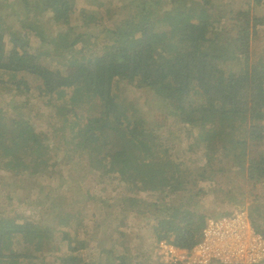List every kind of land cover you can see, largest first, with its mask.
Listing matches in <instances>:
<instances>
[{
    "label": "trees",
    "instance_id": "trees-1",
    "mask_svg": "<svg viewBox=\"0 0 264 264\" xmlns=\"http://www.w3.org/2000/svg\"><path fill=\"white\" fill-rule=\"evenodd\" d=\"M149 1L154 8L133 13L127 6L135 0H120L117 6L113 0H0V169L20 174L26 158L32 174L57 175V164L73 172L72 155L52 141L60 137L66 145L86 152L89 171L100 172L101 189L121 178L124 186L115 187L114 196L134 206L130 212L134 221L147 224L157 242L190 253L202 240L208 217L222 214L228 205L244 210L245 197L256 196L257 186L264 184V50L261 45L252 47L255 40H263L264 0H225L227 27L222 13L209 6L212 0H196L211 8L198 13L195 7L162 11L169 0L142 3ZM118 9L125 11L121 14ZM227 35L235 38V52L218 44ZM109 36L116 39L100 38ZM125 87L151 90L171 104L174 124L190 134L201 153L199 167L179 168L181 161L171 149L174 139L170 144V139L144 128L124 96ZM62 98L57 115L67 110L73 118L71 126L77 127L69 140H64L65 130L57 123L45 128L35 123L51 117L34 119L42 107ZM225 160L232 161L229 168L222 165ZM206 167L223 174L208 185L201 172ZM228 169L227 174L235 173L232 178L224 173ZM74 178L63 186L79 191L81 185ZM199 182L204 188L195 190ZM225 183L227 188L222 187ZM45 192L48 197L54 190ZM87 192L82 195L88 213L94 215L90 205L94 198ZM200 194L212 199L219 194L221 208L209 213L197 208ZM82 195L74 196L76 203ZM64 201L70 203L68 198ZM112 201L104 200L99 207L107 218L116 212ZM69 220L61 214L50 231H42L39 218L18 216L12 207L0 210V264H47L40 255L49 251L47 237L57 238L61 249H69L63 247L69 232L56 231L58 222L66 228ZM125 221L122 216L112 226L114 235L104 244L96 242L90 261L54 249L58 256L51 263L141 264L124 255L114 257L116 244L136 231H121ZM91 222L74 226L85 232L77 241L79 249H85L92 238L100 241L88 228ZM149 261L164 264L159 259Z\"/></svg>",
    "mask_w": 264,
    "mask_h": 264
},
{
    "label": "rangeland",
    "instance_id": "rangeland-1",
    "mask_svg": "<svg viewBox=\"0 0 264 264\" xmlns=\"http://www.w3.org/2000/svg\"><path fill=\"white\" fill-rule=\"evenodd\" d=\"M113 1V5L115 6L120 3V0ZM106 3L108 2L106 1ZM151 3L152 1H149L146 5L142 3V0H135L133 6L127 7H131L132 12L134 13L135 11L144 9L147 6H153ZM209 6H213L217 12L222 13V19L226 20L223 27H227V24L230 21L228 20L229 12L226 9L227 7H225V0H212ZM209 6L204 7L198 4L196 0H169L168 4L163 7L162 11L173 13L183 7H185V9L195 7V11L198 13L202 8L210 11L211 8ZM118 11L123 14L125 10L118 9ZM113 24H115V21H112V25ZM110 30H113V26H110ZM262 37L263 40H255L258 42L253 43L252 47L257 49L258 46L261 45V49L264 50V33H262ZM100 38L103 40L116 39V37L113 36ZM218 44L230 50L231 52H235L236 43L233 35L231 38L230 35L225 36V38L218 42ZM65 89L67 90V88ZM123 93L127 101L131 102L132 106L134 105L135 116L143 122L144 128H147L148 131L160 136L162 139H170V144L171 139H174L171 149H173L177 155V158L181 161L179 168H187V170H192L196 166L199 167L198 158H201V153L198 150L197 145L193 144L190 134L182 126L174 124L177 120H175L170 115V112L173 110L171 109V104L163 101V99L160 98L156 93L147 89L130 90V88L125 87ZM53 97L55 98L56 95H53ZM17 98L18 97H16V99ZM22 99H24V97L19 98V100ZM63 101V98L57 101L53 99L52 104L50 106L42 107V113H37L34 119L36 120L39 118L51 117L49 120H43V126L57 123L59 127L64 128L65 130L63 134L64 140H69L70 137H73L76 134L77 127L71 126V120H73V118L71 117V114L67 112V110H65L63 114L60 113V115H57L56 105L59 104V106H61ZM15 104V101L11 102V105ZM38 107V105L33 106L32 110L35 111L38 109ZM52 141L53 143L66 148V155L69 153L72 155V166L75 168L73 172L68 171L66 168H64L65 166L57 164V175L47 174L45 176L40 173L32 174L27 167L26 158L22 159L23 167L20 174L12 173V171H8L9 173H3L2 169H0V210L4 209L5 207H12L18 216L24 215L26 217L33 218L34 216L36 219L39 218L38 226L42 231H50L53 227L55 219L57 220L61 214H64L70 218L69 223H71L72 226L68 225L65 228V225L59 222V225H56V231L65 229L67 232H69L70 237H68L66 244L63 245L64 248L68 247L69 249L67 251L61 249L59 240L55 237L49 236L47 237L48 241L46 244L47 248H49V251H41V258H44V261H46L47 264H52L51 262H53L55 257L58 256L57 253H54L55 249L57 252L62 254H78L79 256H82L86 260L90 261L91 258H94L95 251L97 250L95 247L97 244L96 242L104 244L108 237L113 236L114 234L111 232L112 226L116 227L117 224L120 223L119 219L124 216L126 219V225L121 224L120 230L130 231L131 229H135L136 231L130 234V238L128 240L118 242L116 244V249L114 248V257L118 258L121 255H124L127 259H129L130 262H140L141 264H150L149 260L152 258L154 260L159 259L162 263L167 264V259L165 257L166 250L154 249L156 239L154 234L147 230L149 228L148 225L144 222L136 223L134 221V215L130 213L133 212L134 206L129 204L127 201L123 203L118 199V197L114 196V194L117 193V189H115V187L122 189L124 186L121 178H115L109 187L101 189V179L99 178L100 172L89 171V157L86 156V152H83V149H73L72 146L66 145L67 142H63L60 137L53 138ZM221 157L222 156H218L217 159H220ZM215 163L221 167V161L217 160ZM222 165H224L225 168H229L232 165V161L225 160L222 162ZM230 170L231 169H228L224 172L228 178H232L233 174H235H227ZM201 172L204 173L205 178H207L208 185L210 184L211 180L221 177L223 174L221 170L209 169L208 167L201 169ZM72 175H74V177L79 180L78 182L81 185L79 191L76 187V189L73 188L70 191L68 188H66V186H63L66 183L68 185L71 177L74 178ZM47 182H49L50 185H47ZM59 184H61V186ZM239 184L244 186L242 181H240ZM222 187L227 188V183L223 184ZM203 188L204 185L201 184V182L197 183L195 186V190H201ZM52 189L54 190L53 194L47 197L45 190L50 191ZM61 190H64L65 193H62ZM86 190H88L87 195L89 194V196L91 195L94 198V201L90 202V205L92 206L93 212L95 214L98 213V217L95 214L90 215L88 213L90 212L89 208L87 207L89 204L86 203L87 199L85 195H82V193H84ZM255 192L254 193L256 196L248 195L245 197L243 207L253 223L254 231L257 233L256 230H258V233L264 236V184L257 186ZM135 193H137L139 196L137 190ZM77 194L83 196L79 203L75 202L74 196ZM219 194L216 199H212L207 195L205 196L200 194L198 198L201 200V202H199V199H197L196 207L200 208L206 213H209L213 209L221 208L222 205L219 203ZM64 198H68L70 203H65ZM253 198H256L255 201H253ZM104 200H113L112 203L117 207L115 209L116 212L113 211L114 217H105L103 214L104 210L101 211V209H99L101 203H103ZM172 207H174V203L172 204ZM232 209L234 208L228 205V207L224 210ZM138 215L141 218L146 219L142 211H138ZM220 215L221 214H214L210 217H219ZM88 220L92 221L88 228L96 234L97 239L100 241H95L94 238H92L89 241V245L85 249H79L76 245L77 241L81 239L80 236L83 239L85 232L81 233L80 230L74 226L76 222L84 221L88 223ZM100 223L101 225L98 226ZM103 223L105 224L103 225ZM5 231H7L6 226L4 227V232ZM15 238L19 239L18 236ZM5 239H7V234H5L3 240ZM120 245H122L121 249H119ZM73 250L75 251L73 252ZM38 261L40 262L41 260L39 259Z\"/></svg>",
    "mask_w": 264,
    "mask_h": 264
},
{
    "label": "built area",
    "instance_id": "built-area-1",
    "mask_svg": "<svg viewBox=\"0 0 264 264\" xmlns=\"http://www.w3.org/2000/svg\"><path fill=\"white\" fill-rule=\"evenodd\" d=\"M157 242L154 249L166 250L167 264H258L264 262V236L256 233L243 210H224L208 217L202 240L192 252Z\"/></svg>",
    "mask_w": 264,
    "mask_h": 264
},
{
    "label": "clouds",
    "instance_id": "clouds-1",
    "mask_svg": "<svg viewBox=\"0 0 264 264\" xmlns=\"http://www.w3.org/2000/svg\"><path fill=\"white\" fill-rule=\"evenodd\" d=\"M36 122H37V121H35V123H36ZM41 123H42V124H41ZM36 124H40L39 127L42 126V128H45V127H46V125L43 126L44 122H42V121H40L39 123H36ZM243 211H245V210H243ZM248 217H249V216H248ZM249 220H250V222H251V224H252V226H253V223H252L250 217H249ZM253 229H254V228H253Z\"/></svg>",
    "mask_w": 264,
    "mask_h": 264
}]
</instances>
